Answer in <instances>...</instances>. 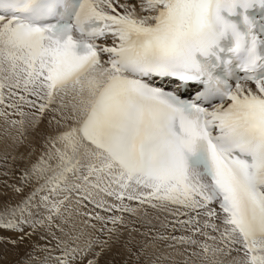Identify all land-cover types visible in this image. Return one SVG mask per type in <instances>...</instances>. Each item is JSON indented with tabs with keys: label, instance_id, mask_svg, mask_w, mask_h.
Segmentation results:
<instances>
[{
	"label": "snow or ice",
	"instance_id": "obj_1",
	"mask_svg": "<svg viewBox=\"0 0 264 264\" xmlns=\"http://www.w3.org/2000/svg\"><path fill=\"white\" fill-rule=\"evenodd\" d=\"M0 122L17 264H264V0H0Z\"/></svg>",
	"mask_w": 264,
	"mask_h": 264
},
{
	"label": "rangeland",
	"instance_id": "obj_2",
	"mask_svg": "<svg viewBox=\"0 0 264 264\" xmlns=\"http://www.w3.org/2000/svg\"><path fill=\"white\" fill-rule=\"evenodd\" d=\"M2 133H3V124L2 122H0V155H2L5 150L17 155V157H20V155L23 154L24 159H17L16 161V165H18L19 167L22 168V167L30 166L31 163L35 161V159L38 158L37 155H40L41 142H40L39 137H36L35 139L30 140V143L35 147L36 151L33 152L31 156H29L28 153L31 151V148L29 147L28 143L21 145L18 149H13L12 147H6V145H10L11 142L10 141L6 142L5 139L3 138ZM35 153L36 154L38 153V154L36 155ZM33 154L34 156H36L35 159H33L34 158ZM2 170L3 169L0 168V171ZM17 176H18V173H17ZM0 179H2V177H0ZM2 234L11 235V233H2ZM24 250L25 249L23 245H20L18 249H14L10 245L6 247L4 244L0 243V264H17V262L22 258ZM104 259L105 260L119 259V257L114 258L111 254H109Z\"/></svg>",
	"mask_w": 264,
	"mask_h": 264
},
{
	"label": "bare ground",
	"instance_id": "obj_3",
	"mask_svg": "<svg viewBox=\"0 0 264 264\" xmlns=\"http://www.w3.org/2000/svg\"><path fill=\"white\" fill-rule=\"evenodd\" d=\"M34 142H36V141H34ZM40 142H41V141H40ZM37 143H38V141H37ZM40 146H41V145H40ZM35 154H36V153H35ZM37 154H38V153H37ZM37 154H36V155H37ZM33 156H34V154H33ZM38 156H39V155H37V157H38ZM35 157H36V156H34L33 159H35ZM33 159H32V160H33ZM35 160H36V159H35ZM33 162H34V161H33Z\"/></svg>",
	"mask_w": 264,
	"mask_h": 264
}]
</instances>
